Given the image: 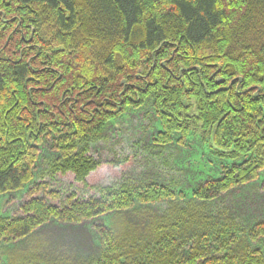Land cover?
<instances>
[{
	"label": "trees",
	"instance_id": "obj_1",
	"mask_svg": "<svg viewBox=\"0 0 264 264\" xmlns=\"http://www.w3.org/2000/svg\"><path fill=\"white\" fill-rule=\"evenodd\" d=\"M261 18L264 0H0V197L34 184L22 214L0 218V250L50 221L97 239L83 260L35 249L0 264H264V218L224 205L264 170ZM135 112L161 127L146 152L199 132L219 175L142 176L141 138L96 156ZM39 163L51 188L67 184L39 196Z\"/></svg>",
	"mask_w": 264,
	"mask_h": 264
},
{
	"label": "rangeland",
	"instance_id": "obj_2",
	"mask_svg": "<svg viewBox=\"0 0 264 264\" xmlns=\"http://www.w3.org/2000/svg\"><path fill=\"white\" fill-rule=\"evenodd\" d=\"M263 21L264 18H261V21L258 23L262 25ZM160 128V125L153 122L152 119H144L141 114L136 112L129 113L108 127L106 139L93 147L94 154L100 158H107L115 152L122 153L124 150L127 152L129 150L130 152L129 145L136 139L141 138L144 141L142 144L143 155L140 156L138 162L133 164L132 169L136 173H141L142 176L159 179L177 176L180 171L178 168L183 169L187 164L191 165L193 169L201 170L204 175H219V164L217 162L220 161L217 160L214 152L211 149L209 150V146L202 141L199 132H196L193 137L189 138V141L186 143L187 145L183 149L182 146L172 145V147L166 150L165 154L159 155V158L156 156L158 155L156 154L158 153L157 149L154 151L149 150L147 153L145 151L146 146L148 144L151 145L156 131L160 130ZM45 146L40 156L46 158L48 155ZM146 158L147 161L144 160ZM185 170L184 172L190 175V178L194 177L192 172L188 169ZM43 171L42 164H35L30 177V180L32 182L36 181V184L41 183L45 185V182H47L45 187L37 192L39 196L42 194L46 195V191L49 189L56 190L58 187L62 188L67 184L65 181H58L56 184L58 187L51 188L52 185L48 179H44V175L41 176V172ZM181 176L185 180L186 177L183 176V170H181ZM108 181L109 179L104 180L103 183H107ZM31 184L27 188V191L0 197V218L19 217L22 214L20 206L30 195V190L33 191L34 184ZM224 205L230 209L232 214L241 219H247L250 216L264 218V170L259 173L258 178L254 181L231 191ZM154 210L156 208H153ZM130 217L133 218L131 220L135 223H139L142 220L137 216L130 215ZM101 221L105 223L108 222V219L105 218ZM95 236L92 232L91 224L88 222L64 224L50 221L17 245L8 246L3 248L2 251L0 250V257H2L3 261L14 263L20 261L29 252L36 251L35 249H40L41 253L45 252L53 255L55 254L54 250L61 248L65 253L72 255V259L70 260L79 261L93 255L94 249L97 246ZM44 246L47 250L43 249ZM260 247L264 253V240L261 242Z\"/></svg>",
	"mask_w": 264,
	"mask_h": 264
}]
</instances>
